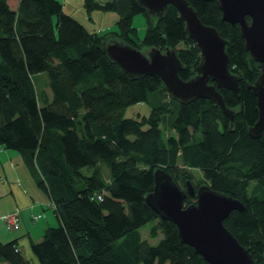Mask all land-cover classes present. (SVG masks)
Segmentation results:
<instances>
[{"label": "trees", "instance_id": "16d2710c", "mask_svg": "<svg viewBox=\"0 0 264 264\" xmlns=\"http://www.w3.org/2000/svg\"><path fill=\"white\" fill-rule=\"evenodd\" d=\"M186 1L226 40L238 92L218 91L231 119L208 99L174 100L159 78L130 77L103 52L114 39L139 50L173 49L179 77H194L199 48L173 5L152 16L136 0H84L87 11L118 14V30L102 33L87 30L61 0H17L15 7L0 0V147L21 155L59 219L31 244L40 264H209L146 203L158 167L184 191L187 181L195 189L206 183L238 199L244 209L223 224L264 264V132L248 134L258 118L248 85L261 66L239 26L222 20L216 0ZM137 14L144 17L143 37L132 23ZM137 102L151 104L149 115L124 117ZM194 201L186 194L185 205ZM4 262L29 264L16 241H0Z\"/></svg>", "mask_w": 264, "mask_h": 264}, {"label": "water", "instance_id": "95a60500", "mask_svg": "<svg viewBox=\"0 0 264 264\" xmlns=\"http://www.w3.org/2000/svg\"><path fill=\"white\" fill-rule=\"evenodd\" d=\"M140 8L152 16H161L167 4L173 5L185 23V32L199 48L197 74L183 80L178 72L182 64L173 49L149 48L145 53L119 40L102 45L103 52L132 78L153 76L165 84L169 94L180 103L203 98L220 106L231 119L232 113L218 89L238 92L239 77L229 69L226 40L215 27L204 24L186 0H136ZM222 20L238 25L251 58L261 66L260 74L248 85L256 97L258 118L248 128L252 138L264 132V0H216ZM249 18V20L247 19ZM153 189L146 203L165 220L177 226L180 241L191 246L209 264H259L248 249L224 226L233 210L242 211L236 198L216 191L206 183L194 186L187 181L182 190L172 176L161 167L153 172ZM186 194L195 201L185 205Z\"/></svg>", "mask_w": 264, "mask_h": 264}, {"label": "crops", "instance_id": "0c3cea01", "mask_svg": "<svg viewBox=\"0 0 264 264\" xmlns=\"http://www.w3.org/2000/svg\"><path fill=\"white\" fill-rule=\"evenodd\" d=\"M9 1L16 6L17 0ZM16 210L20 213L19 229L7 232L0 221V241H16L29 264H40L31 244L42 239L46 228L57 226L59 219L53 211L49 193L36 183L21 155L0 147V219Z\"/></svg>", "mask_w": 264, "mask_h": 264}, {"label": "rangeland", "instance_id": "374dc122", "mask_svg": "<svg viewBox=\"0 0 264 264\" xmlns=\"http://www.w3.org/2000/svg\"><path fill=\"white\" fill-rule=\"evenodd\" d=\"M61 2L63 3L64 11L78 20L82 25L86 27L87 30L91 32L95 31L103 33L107 31L118 30V14L115 11H103L100 9H92L90 11H87L84 5V0H61ZM11 5L14 7V3L11 2ZM89 12L91 13L88 14ZM132 23L137 29L138 37H143L145 33L144 17L141 14H137L133 17ZM147 50L148 49L146 48L141 49V51L144 53ZM41 77L36 75L35 79L38 80ZM150 110L151 104L149 102H137L126 106L123 111V116L140 119L143 116H148ZM193 173L197 178L201 177V173L199 170H193ZM151 225L152 222L147 223L141 227L140 232L143 235V238L147 237ZM3 230L7 231L4 228ZM150 242L154 243L155 240H150Z\"/></svg>", "mask_w": 264, "mask_h": 264}, {"label": "built area", "instance_id": "2783aa9c", "mask_svg": "<svg viewBox=\"0 0 264 264\" xmlns=\"http://www.w3.org/2000/svg\"><path fill=\"white\" fill-rule=\"evenodd\" d=\"M0 221H1V225L7 231L18 230L20 227V213L17 210L11 213H7L3 217H1Z\"/></svg>", "mask_w": 264, "mask_h": 264}]
</instances>
